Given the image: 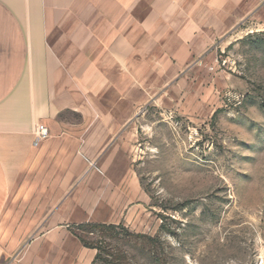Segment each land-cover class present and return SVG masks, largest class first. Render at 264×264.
<instances>
[{"label":"crops","instance_id":"obj_1","mask_svg":"<svg viewBox=\"0 0 264 264\" xmlns=\"http://www.w3.org/2000/svg\"><path fill=\"white\" fill-rule=\"evenodd\" d=\"M245 22L264 25V0H0V264H89L72 225L146 212L139 112L184 102Z\"/></svg>","mask_w":264,"mask_h":264},{"label":"rangeland","instance_id":"obj_2","mask_svg":"<svg viewBox=\"0 0 264 264\" xmlns=\"http://www.w3.org/2000/svg\"><path fill=\"white\" fill-rule=\"evenodd\" d=\"M193 66L184 102L138 114L147 211L97 231L89 264H264V25L241 24Z\"/></svg>","mask_w":264,"mask_h":264},{"label":"trees","instance_id":"obj_3","mask_svg":"<svg viewBox=\"0 0 264 264\" xmlns=\"http://www.w3.org/2000/svg\"><path fill=\"white\" fill-rule=\"evenodd\" d=\"M71 231L73 235H75L79 241L82 243V245L89 249H98V245L91 240V237L96 234L97 231L99 233H104L106 231H114L117 228L123 229L122 225H102V224H95V223H85V224H79V225H72ZM136 237L144 238L145 236L142 235H136Z\"/></svg>","mask_w":264,"mask_h":264},{"label":"built area","instance_id":"obj_4","mask_svg":"<svg viewBox=\"0 0 264 264\" xmlns=\"http://www.w3.org/2000/svg\"><path fill=\"white\" fill-rule=\"evenodd\" d=\"M35 134H36L37 138L43 139V138L47 137L48 131L43 125H39V126H37V128L35 130Z\"/></svg>","mask_w":264,"mask_h":264}]
</instances>
